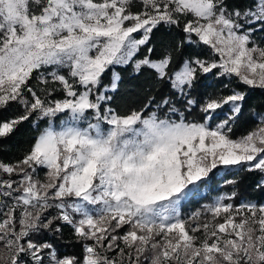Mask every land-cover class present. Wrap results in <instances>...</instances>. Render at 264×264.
Segmentation results:
<instances>
[{"label":"snow or ice","instance_id":"obj_1","mask_svg":"<svg viewBox=\"0 0 264 264\" xmlns=\"http://www.w3.org/2000/svg\"><path fill=\"white\" fill-rule=\"evenodd\" d=\"M25 135L0 264H264V0H0V152Z\"/></svg>","mask_w":264,"mask_h":264},{"label":"trees","instance_id":"obj_2","mask_svg":"<svg viewBox=\"0 0 264 264\" xmlns=\"http://www.w3.org/2000/svg\"><path fill=\"white\" fill-rule=\"evenodd\" d=\"M127 99V98H125ZM240 131H237L236 135H240ZM27 135L18 136L8 145L5 146L4 150L0 152V160L4 162H10L19 157L28 146ZM219 181V175L214 177L208 186L202 188L197 194L189 197L183 202L182 212L185 215L191 214L195 210L201 207V205L211 202L216 196L221 194L222 188ZM257 199H264V197H257ZM61 251H73L72 249L62 248ZM78 251V249H76Z\"/></svg>","mask_w":264,"mask_h":264}]
</instances>
